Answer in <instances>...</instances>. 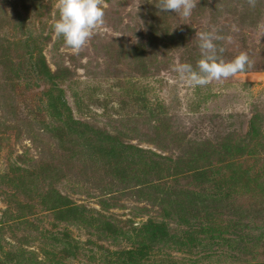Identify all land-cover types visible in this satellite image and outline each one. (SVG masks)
I'll return each mask as SVG.
<instances>
[{
    "label": "rangeland",
    "instance_id": "1",
    "mask_svg": "<svg viewBox=\"0 0 264 264\" xmlns=\"http://www.w3.org/2000/svg\"><path fill=\"white\" fill-rule=\"evenodd\" d=\"M56 3L0 0V264H119L145 250L140 264H264V0H198L187 20L158 0H105L79 55L55 36ZM213 29L223 57L245 51L251 67L193 89L173 68H195L196 34ZM57 94L91 148L59 136ZM106 135L153 171L114 176L95 141L109 147ZM62 197L83 222L62 219ZM147 220L165 223L160 241Z\"/></svg>",
    "mask_w": 264,
    "mask_h": 264
},
{
    "label": "clouds",
    "instance_id": "2",
    "mask_svg": "<svg viewBox=\"0 0 264 264\" xmlns=\"http://www.w3.org/2000/svg\"><path fill=\"white\" fill-rule=\"evenodd\" d=\"M247 3L254 8L257 0H247ZM197 4L198 0H158L156 6L162 12L177 13L187 20ZM106 7L105 0H57L59 18L53 24L56 38L62 37L65 45L72 49L73 55H79L96 30L104 25ZM196 35L200 58L195 68L187 62H177L173 68L180 80L193 89L235 76L251 67L252 62L245 51H240L230 60L223 57L224 49L218 48L216 41L225 38L218 35L215 29L201 31Z\"/></svg>",
    "mask_w": 264,
    "mask_h": 264
},
{
    "label": "trees",
    "instance_id": "3",
    "mask_svg": "<svg viewBox=\"0 0 264 264\" xmlns=\"http://www.w3.org/2000/svg\"><path fill=\"white\" fill-rule=\"evenodd\" d=\"M36 64V63H35ZM38 64L34 65L38 70H40L47 78L48 80L52 81L53 78L56 77V73H51L50 70L47 68V66L44 65L42 61H40L39 67H37ZM35 73L38 74V71L35 69ZM58 94L54 96L53 98H50L51 104L49 105L48 109L49 112L52 116L57 117V119L60 122V125L58 126V131H59V136H71L75 137L78 139V142L73 141V145H80V151L82 150V147H87L88 149L91 148L90 142L88 141L89 139L86 136V133L83 131H79L75 126L79 125L78 122L70 118L69 116V109L65 105V103L61 100L58 102ZM110 146L105 148V144L108 142L105 141H100L97 139L99 138L97 136L96 144L98 145L97 147L100 149V154L101 156H104L106 153H110L109 156H107L108 164L109 167L112 169V174L116 177H123V176H128L130 171H131V166H138L140 169L138 172L141 174L144 173H150V171H153L152 166L150 164H146V167L149 169L145 171V164L144 163H138L133 160V158H128L127 156H124V148H127L128 146H120V144L115 137L106 135ZM95 139V138H94ZM93 141V140H92ZM91 141V142H92ZM72 147V146H70ZM79 148V147H78ZM70 150V149H69ZM96 154V153H94ZM139 174V175H141ZM59 213L62 216V219L65 221L72 220L73 222H79V221H84V214H85V209L83 207L75 206L74 204L70 203L66 198L62 197V201L59 207ZM170 215V212L166 213L165 212V217ZM105 231L108 234H119L121 233L119 229H111V225L109 223H105ZM163 226H165V223L162 220L159 221H154V220H147L142 228V230H146L148 233L145 237H147L149 240H152L153 238L159 239L160 241L162 236H165L166 233L165 231L162 230ZM173 243L176 244L178 247H184V245H191V242H183L182 240L175 239L173 240ZM67 244H69L67 242ZM144 246V245H143ZM146 250L143 253V256L141 257V254L136 256L135 258L132 259H125L122 260V262H119V264H140L143 260L145 259V256L147 253H145Z\"/></svg>",
    "mask_w": 264,
    "mask_h": 264
}]
</instances>
